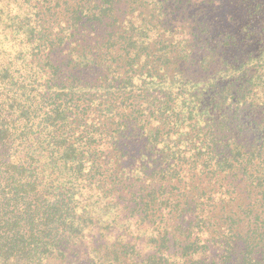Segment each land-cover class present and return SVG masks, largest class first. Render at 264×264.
<instances>
[{
  "label": "trees",
  "instance_id": "obj_1",
  "mask_svg": "<svg viewBox=\"0 0 264 264\" xmlns=\"http://www.w3.org/2000/svg\"><path fill=\"white\" fill-rule=\"evenodd\" d=\"M0 264H264V0H0Z\"/></svg>",
  "mask_w": 264,
  "mask_h": 264
}]
</instances>
